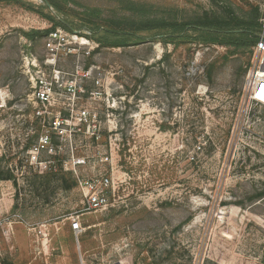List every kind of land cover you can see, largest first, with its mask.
<instances>
[{
  "label": "rangeland",
  "instance_id": "obj_1",
  "mask_svg": "<svg viewBox=\"0 0 264 264\" xmlns=\"http://www.w3.org/2000/svg\"><path fill=\"white\" fill-rule=\"evenodd\" d=\"M57 1L0 0V264H264V105L246 91L264 0H133L177 22L258 6L261 28L251 46L188 29L120 47L87 13L124 0ZM41 13L71 32L27 36Z\"/></svg>",
  "mask_w": 264,
  "mask_h": 264
},
{
  "label": "trees",
  "instance_id": "obj_2",
  "mask_svg": "<svg viewBox=\"0 0 264 264\" xmlns=\"http://www.w3.org/2000/svg\"><path fill=\"white\" fill-rule=\"evenodd\" d=\"M49 9L55 12H60V2L57 0H44ZM123 11L118 13L111 11L110 15L105 18H99L100 21H94L95 18L100 17L99 9H89L87 19L93 23L97 29L105 31L106 35L112 36V41H99V44L105 42L111 47H120L123 45L120 40L121 37L138 36L140 33L149 31L165 30L168 32V37H186V30L193 29L199 30L207 34L209 42L224 44V45H254L257 40V30L261 28L260 9L258 6H252L249 10L248 17H232L227 13L220 14L213 12L212 14L205 13L203 16L195 18L194 20L186 19L181 22L168 19L164 16L152 14L151 7L133 0L122 1ZM43 14L51 21V27L44 31H32L26 33L27 36L32 37L33 33L36 34H50L60 26L66 31L71 32V29L63 20H60L57 15ZM92 14V15H90ZM246 14V13H245ZM86 19V20H87ZM87 22V21H86ZM179 30V31H178ZM184 31V32H183ZM177 32V35H174ZM161 36L160 41H163ZM11 179V176L5 177Z\"/></svg>",
  "mask_w": 264,
  "mask_h": 264
},
{
  "label": "built area",
  "instance_id": "obj_3",
  "mask_svg": "<svg viewBox=\"0 0 264 264\" xmlns=\"http://www.w3.org/2000/svg\"><path fill=\"white\" fill-rule=\"evenodd\" d=\"M56 35V31L50 33V35ZM256 51H263L264 50V22L261 28V35L259 37V41L255 45ZM49 87L46 85H40L39 88L36 90V97L39 100H46L49 96ZM248 99L260 103L264 105V76L259 75V71L253 75V78L248 81L247 88H246ZM108 178H102L97 180V182H91L89 185L91 189V193L88 199V207L97 209L103 207L107 203V199L105 198L102 190H99L100 187L107 185ZM71 229L73 231H80V223L77 219H71Z\"/></svg>",
  "mask_w": 264,
  "mask_h": 264
},
{
  "label": "bare ground",
  "instance_id": "obj_4",
  "mask_svg": "<svg viewBox=\"0 0 264 264\" xmlns=\"http://www.w3.org/2000/svg\"><path fill=\"white\" fill-rule=\"evenodd\" d=\"M259 75H262L263 76V74L261 72H259Z\"/></svg>",
  "mask_w": 264,
  "mask_h": 264
}]
</instances>
